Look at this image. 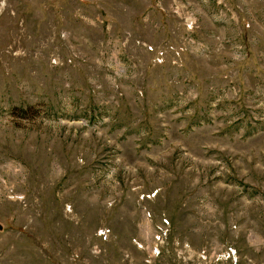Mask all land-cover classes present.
<instances>
[{"label":"rangeland","instance_id":"rangeland-1","mask_svg":"<svg viewBox=\"0 0 264 264\" xmlns=\"http://www.w3.org/2000/svg\"><path fill=\"white\" fill-rule=\"evenodd\" d=\"M0 264H264V0H0Z\"/></svg>","mask_w":264,"mask_h":264}]
</instances>
